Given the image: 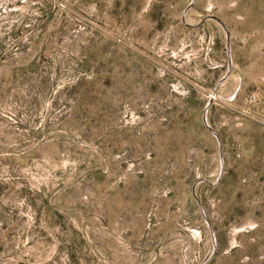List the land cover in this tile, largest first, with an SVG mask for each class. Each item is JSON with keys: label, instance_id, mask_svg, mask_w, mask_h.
Wrapping results in <instances>:
<instances>
[{"label": "rangeland", "instance_id": "obj_1", "mask_svg": "<svg viewBox=\"0 0 264 264\" xmlns=\"http://www.w3.org/2000/svg\"><path fill=\"white\" fill-rule=\"evenodd\" d=\"M190 2L0 0V264H264V0Z\"/></svg>", "mask_w": 264, "mask_h": 264}, {"label": "water", "instance_id": "obj_2", "mask_svg": "<svg viewBox=\"0 0 264 264\" xmlns=\"http://www.w3.org/2000/svg\"><path fill=\"white\" fill-rule=\"evenodd\" d=\"M194 2V0H191V2L186 6V8L183 10V14L191 7V5H192V3ZM208 18H211V19H213V20H215V21H217L221 26H222V28H223V30H224V33H225V42H226V55H227V59H228V65H227V69H226V72L224 73V75L218 80V82H217V84H216V86H215V88H214V90H213V94L215 93V91H216V89H217V87H218V84L221 82V81H223L227 76H228V73H229V71H230V67H231V60H230V44H229V32H228V29H227V27L225 26V24L219 19V18H217V17H215V16H212V15H210V16H207V17H204L203 19H202V21L203 20H205V19H208ZM201 21V22H202ZM200 22V23H201ZM211 103V100H209L208 101V103H207V106L209 105ZM207 106H206V108H207ZM206 108L204 109V113H203V121L205 122V116H204V114H205V110H206ZM211 131H212V133L216 136V138L218 139V137H217V135H216V133L212 130V129H210ZM203 180V179H202ZM202 180H200V181H202ZM197 202H198V205L200 206V209H201V211H202V207H201V205H200V202L197 200ZM202 214H203V218H204V221L206 222V224H207V226H208V228H209V230H210V233H211V237H212V240H213V242H214V235H213V231H212V229H211V227H210V224H209V222H208V220H207V218H206V216L204 215V213H203V211H202ZM215 243H213V251H212V253H211V256L209 257V259L212 257V255H213V253L215 252Z\"/></svg>", "mask_w": 264, "mask_h": 264}]
</instances>
